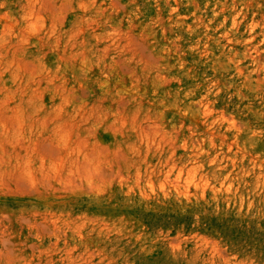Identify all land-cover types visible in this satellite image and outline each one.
Here are the masks:
<instances>
[{
  "label": "rangeland",
  "instance_id": "374dc122",
  "mask_svg": "<svg viewBox=\"0 0 264 264\" xmlns=\"http://www.w3.org/2000/svg\"><path fill=\"white\" fill-rule=\"evenodd\" d=\"M0 264H264V0H0Z\"/></svg>",
  "mask_w": 264,
  "mask_h": 264
}]
</instances>
